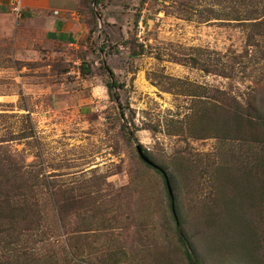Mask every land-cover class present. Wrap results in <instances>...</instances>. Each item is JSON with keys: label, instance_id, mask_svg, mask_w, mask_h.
Masks as SVG:
<instances>
[{"label": "rangeland", "instance_id": "rangeland-1", "mask_svg": "<svg viewBox=\"0 0 264 264\" xmlns=\"http://www.w3.org/2000/svg\"><path fill=\"white\" fill-rule=\"evenodd\" d=\"M88 1L91 14L99 17L97 27L76 46L43 45L38 26L26 24L23 10L19 18L11 10L0 11V138L7 140L0 172L12 163L23 173L46 177L53 191L73 190L78 197L77 191L90 187L99 200L117 207L103 223L89 210L84 221L76 214L65 226L57 224L45 244L55 255L72 254V263L100 264L96 256L115 251L120 264H188L172 253L174 223L168 211L162 212L166 190L161 178L145 167L139 147L169 173L185 227L204 264H238L233 255L210 249L220 231L231 229L228 212L220 219L224 228L198 224L201 215L192 212L204 205L218 211V203H232L236 182L231 178L242 175L238 157H261L264 146L198 139L190 128L198 95L210 101L222 97L218 90L226 91L244 102L255 90L250 78L255 72L246 79L224 78L176 62L198 56L209 66L213 58L226 61L240 52L243 32L224 20L232 5L221 1L213 6L212 0ZM103 65L122 86L112 89V95ZM82 67L89 72L82 73ZM252 70L250 63L247 72ZM256 104L264 115V82L256 89ZM231 152L230 169L215 170ZM260 178L253 175L254 188H260ZM40 195L48 199L46 190ZM89 220L94 225L89 227ZM81 230L83 258L70 254ZM146 250L164 258L142 256Z\"/></svg>", "mask_w": 264, "mask_h": 264}, {"label": "trees", "instance_id": "trees-1", "mask_svg": "<svg viewBox=\"0 0 264 264\" xmlns=\"http://www.w3.org/2000/svg\"><path fill=\"white\" fill-rule=\"evenodd\" d=\"M83 1L87 3V0ZM221 1L232 5L224 20L233 22L232 24L243 32L244 40L240 52L228 57L229 60L226 61L220 57L213 58L209 66L198 56H191L187 60L178 58L176 62L189 64L190 67L224 78L245 75L243 79H246L255 72L254 76L250 77L254 80L253 89L255 90L245 98L244 102L237 100L226 91L218 90L217 94L222 97L209 99L210 101L206 100L205 96L198 95L197 109L192 115L195 125L190 129H195V137L198 139L214 138L221 142L241 140L244 143H257L264 146V115L256 104V89H259L264 82V0H212L213 6L220 5ZM91 2L99 4L100 0ZM208 8L215 10L214 7ZM0 11L7 10L0 7ZM90 15L89 25L91 24L92 28H89V36L95 31L99 18L93 16L91 12ZM213 17L210 16L215 20L222 19L220 16ZM101 51H104V47H101ZM250 63L254 70L247 72ZM103 68L109 75L111 82L106 84V88L109 95H112V89L122 86L114 80V74L110 68L104 65ZM88 72L82 67V73ZM176 82L179 83L180 80ZM115 101H118L117 97ZM5 142H7L5 137L0 138V157L5 148ZM142 153L153 163L149 165L143 162L145 167L161 178L166 190L167 203L162 212L165 214L168 211L174 223L173 234L176 242L172 253L181 254L188 264H204V258L198 254V250L193 245V236L189 235V229L185 227L181 199L173 194L174 187L169 173L156 164L144 150ZM234 155V152L229 153L228 159L218 162L215 170L230 169L227 162L231 161ZM238 158L240 159L238 167L242 170V175L231 178L236 182L232 190V203H218L220 207L218 211L212 206L204 205L202 209L194 207L192 213L199 211L201 216L197 218L198 224H207L209 227L215 224L224 228V225L219 223H221L223 212L227 211L231 229L225 231L224 228V232L220 231L217 234L218 237L221 234V237L217 243H213V248L210 247L212 253L216 252L218 247L226 256L233 255L238 264H254L253 261L264 264V155L259 157L246 153ZM3 167L7 170L0 172V264H81L80 262L72 263L74 257L71 253L83 258L84 236L82 235H85V230L79 231L77 240L71 243V246L69 245L71 256L66 253V258L55 255L46 248L45 244L49 241V236L53 234L51 231L56 230L59 223L65 226L66 221L76 214L84 221V211L87 213L89 210L95 211L96 216L102 218V223L106 222L105 216L117 207L99 200L98 193L94 194L90 187L77 191L78 197H76L72 194L73 190L54 189L53 191L46 177L42 176L40 179L37 173H23L12 163L4 164ZM208 169L211 171L212 164L208 165ZM257 173L261 177L258 179L260 188H254L251 183L253 175ZM167 182L172 190L171 194H169ZM41 190L47 191L48 199L42 198ZM240 202L245 203V206H240ZM112 218L115 219L114 216ZM143 223L145 224L144 221ZM87 224L89 227L94 225L91 220ZM150 232L154 235L155 229L151 228ZM147 253L152 259L158 260V256L161 259L164 258L163 255L152 254L147 250L142 252V256H147ZM96 257L100 264L103 262L120 264L121 260L115 251Z\"/></svg>", "mask_w": 264, "mask_h": 264}, {"label": "crops", "instance_id": "crops-1", "mask_svg": "<svg viewBox=\"0 0 264 264\" xmlns=\"http://www.w3.org/2000/svg\"><path fill=\"white\" fill-rule=\"evenodd\" d=\"M20 1L26 24L38 26L43 45L76 46L89 33L88 0ZM11 3L12 0H0V7L10 10Z\"/></svg>", "mask_w": 264, "mask_h": 264}, {"label": "built area", "instance_id": "built-area-1", "mask_svg": "<svg viewBox=\"0 0 264 264\" xmlns=\"http://www.w3.org/2000/svg\"><path fill=\"white\" fill-rule=\"evenodd\" d=\"M10 10L16 16L19 18L21 16V1L20 0H12Z\"/></svg>", "mask_w": 264, "mask_h": 264}, {"label": "water", "instance_id": "water-1", "mask_svg": "<svg viewBox=\"0 0 264 264\" xmlns=\"http://www.w3.org/2000/svg\"><path fill=\"white\" fill-rule=\"evenodd\" d=\"M137 152L141 158V160L144 162V163H147L149 165H153V163L142 153L141 149L139 147H137ZM155 166V165H154ZM167 188H168V191H169V194H171V188H170V185L169 183L167 182Z\"/></svg>", "mask_w": 264, "mask_h": 264}]
</instances>
